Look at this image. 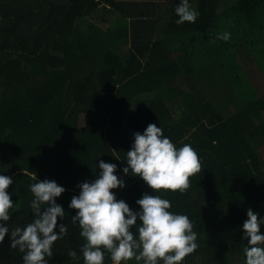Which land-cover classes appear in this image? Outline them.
<instances>
[{"label": "trees", "instance_id": "trees-1", "mask_svg": "<svg viewBox=\"0 0 264 264\" xmlns=\"http://www.w3.org/2000/svg\"><path fill=\"white\" fill-rule=\"evenodd\" d=\"M164 1L0 0V172L13 179L14 202L5 223L32 220L33 175L63 185L57 223L67 232L53 241L48 264H84L68 202L78 182L96 178L100 159L125 165L133 132L150 122L175 146L190 144L201 163L184 191L153 193L197 232L198 247L179 264H244L246 210L264 216V83L239 50H249L264 78V0H199L195 21L180 24L179 0ZM117 172L125 187L111 191L139 208L136 199L152 189ZM22 256L6 233L0 264H23ZM103 264H116L107 250Z\"/></svg>", "mask_w": 264, "mask_h": 264}, {"label": "clouds", "instance_id": "clouds-1", "mask_svg": "<svg viewBox=\"0 0 264 264\" xmlns=\"http://www.w3.org/2000/svg\"><path fill=\"white\" fill-rule=\"evenodd\" d=\"M174 11L178 24L195 21L198 16L189 0H179ZM229 35L224 32L220 38L228 40ZM132 135L131 147L123 159L126 164L118 166L100 159L96 163L100 170L96 178L78 182L79 192L68 202L69 209H76L71 221L78 222L80 236L84 238L80 245L84 264H103L105 250L116 264L133 257L142 264H179L198 247L197 232L188 215L169 211L170 200L153 194L161 189H187L189 177L201 170L197 152L188 143L175 146L155 123H148L143 132L135 131ZM118 167L123 174L138 175L152 189L151 193L143 191L136 199L137 209L124 199H117L111 191L125 187ZM32 179L29 189L34 198L29 204L33 218L23 227L10 229L5 222L10 219L9 209L14 204L12 193L7 191L13 179L0 172V242L7 233L10 246L23 253V264H48L45 257L52 255L53 241L67 232L66 223H57L58 217L62 221L65 217V208L57 197L66 189L54 179H38L36 175ZM258 215L251 207L247 208V218L240 225L242 239L247 241L244 264H264V232H261L264 216L258 219ZM69 255L75 256V250H70Z\"/></svg>", "mask_w": 264, "mask_h": 264}, {"label": "rangeland", "instance_id": "rangeland-1", "mask_svg": "<svg viewBox=\"0 0 264 264\" xmlns=\"http://www.w3.org/2000/svg\"><path fill=\"white\" fill-rule=\"evenodd\" d=\"M239 54L243 66L247 68L251 74L255 75L259 82L264 83V78L263 74L261 73V70L256 66L255 61L251 56V53L244 45L240 46ZM217 92L221 94L219 91L209 90V93L214 94V96L218 97V100L223 101V103L226 102V99H224L223 96L221 98V96H219Z\"/></svg>", "mask_w": 264, "mask_h": 264}, {"label": "crops", "instance_id": "crops-1", "mask_svg": "<svg viewBox=\"0 0 264 264\" xmlns=\"http://www.w3.org/2000/svg\"><path fill=\"white\" fill-rule=\"evenodd\" d=\"M166 2H167V0L164 1V4H165ZM198 2H199V0H189V3H190V6H191V7H193L194 4L197 5ZM161 3H163V1H162Z\"/></svg>", "mask_w": 264, "mask_h": 264}]
</instances>
